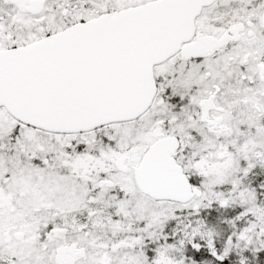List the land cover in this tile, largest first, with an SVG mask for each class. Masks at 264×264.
I'll use <instances>...</instances> for the list:
<instances>
[{
    "label": "snow or ice",
    "instance_id": "snow-or-ice-1",
    "mask_svg": "<svg viewBox=\"0 0 264 264\" xmlns=\"http://www.w3.org/2000/svg\"><path fill=\"white\" fill-rule=\"evenodd\" d=\"M0 264H264V0H0Z\"/></svg>",
    "mask_w": 264,
    "mask_h": 264
}]
</instances>
